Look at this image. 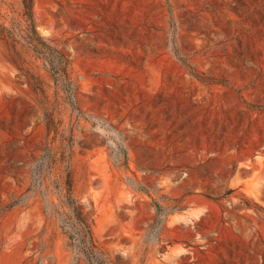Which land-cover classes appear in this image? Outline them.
Listing matches in <instances>:
<instances>
[{"label": "rangeland", "instance_id": "374dc122", "mask_svg": "<svg viewBox=\"0 0 264 264\" xmlns=\"http://www.w3.org/2000/svg\"><path fill=\"white\" fill-rule=\"evenodd\" d=\"M0 7V264H264V0Z\"/></svg>", "mask_w": 264, "mask_h": 264}, {"label": "trees", "instance_id": "16d2710c", "mask_svg": "<svg viewBox=\"0 0 264 264\" xmlns=\"http://www.w3.org/2000/svg\"><path fill=\"white\" fill-rule=\"evenodd\" d=\"M21 3V17L23 19L24 28L20 29V32H23L24 37L28 40V43L31 44L32 51L36 54L44 56V59L49 63L50 66H53V61L57 60L59 67L57 68V73L66 77L67 75V66L68 62L63 57H57L51 55V53H41L38 51L39 42H42V39L36 34L35 27L33 24V0H20ZM1 10V7H0ZM1 15V12H0ZM0 36L3 39H10L11 41L15 40V29L13 27L7 28L5 25L0 23ZM70 185L68 183L67 192L70 196ZM71 217H69V223L66 222V227L70 230L68 236L72 240H83L84 253L90 261H93L95 256V245L92 238L90 220L83 214L80 207L71 199L68 203Z\"/></svg>", "mask_w": 264, "mask_h": 264}]
</instances>
